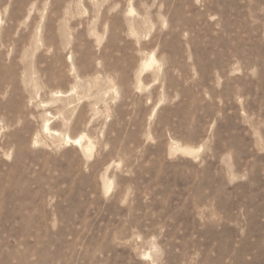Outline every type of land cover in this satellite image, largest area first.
I'll return each instance as SVG.
<instances>
[{
  "label": "rangeland",
  "instance_id": "rangeland-1",
  "mask_svg": "<svg viewBox=\"0 0 264 264\" xmlns=\"http://www.w3.org/2000/svg\"><path fill=\"white\" fill-rule=\"evenodd\" d=\"M0 264H264V0H0Z\"/></svg>",
  "mask_w": 264,
  "mask_h": 264
},
{
  "label": "bare ground",
  "instance_id": "bare-ground-1",
  "mask_svg": "<svg viewBox=\"0 0 264 264\" xmlns=\"http://www.w3.org/2000/svg\"><path fill=\"white\" fill-rule=\"evenodd\" d=\"M152 61H153V57H152L148 62H145V63H144V68H147V67L151 66ZM66 139H67L68 141H72V142H74V143H77V142L80 141L81 138H77V137H76V138L71 139L69 136H66ZM68 141H67V142H68Z\"/></svg>",
  "mask_w": 264,
  "mask_h": 264
}]
</instances>
